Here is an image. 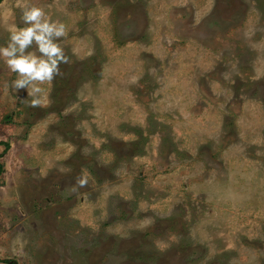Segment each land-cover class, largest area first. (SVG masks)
I'll return each instance as SVG.
<instances>
[{
    "label": "rangeland",
    "instance_id": "374dc122",
    "mask_svg": "<svg viewBox=\"0 0 264 264\" xmlns=\"http://www.w3.org/2000/svg\"><path fill=\"white\" fill-rule=\"evenodd\" d=\"M33 6L67 62L31 106L0 58V264H264V0H2L0 46Z\"/></svg>",
    "mask_w": 264,
    "mask_h": 264
},
{
    "label": "clouds",
    "instance_id": "9594fccd",
    "mask_svg": "<svg viewBox=\"0 0 264 264\" xmlns=\"http://www.w3.org/2000/svg\"><path fill=\"white\" fill-rule=\"evenodd\" d=\"M45 13L41 8H25L22 20L27 25L10 32L7 46H0V58L4 59L9 69L18 74L12 84L17 90L25 88L31 96V106L41 105L46 101L45 89L40 83L50 82L58 75L59 63L67 62L61 47L54 42V37L66 35L63 23L49 22L44 19ZM33 42L37 45V56L31 52L25 54V49ZM40 82V83H36ZM85 181L81 180L83 184Z\"/></svg>",
    "mask_w": 264,
    "mask_h": 264
},
{
    "label": "trees",
    "instance_id": "16d2710c",
    "mask_svg": "<svg viewBox=\"0 0 264 264\" xmlns=\"http://www.w3.org/2000/svg\"><path fill=\"white\" fill-rule=\"evenodd\" d=\"M1 1L2 0H0V3H1ZM7 146V145H6ZM0 157H1V155H0ZM2 172H3V166H2V164L0 163V175L2 174ZM7 264H8V262H7Z\"/></svg>",
    "mask_w": 264,
    "mask_h": 264
}]
</instances>
